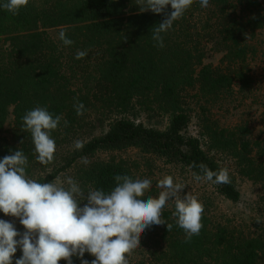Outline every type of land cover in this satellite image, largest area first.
I'll return each mask as SVG.
<instances>
[{"label":"trees","instance_id":"obj_1","mask_svg":"<svg viewBox=\"0 0 264 264\" xmlns=\"http://www.w3.org/2000/svg\"><path fill=\"white\" fill-rule=\"evenodd\" d=\"M139 8L136 0H29L17 14L0 10V158L22 150L28 157L26 174L44 183L101 151L136 149L192 174L200 172V163L213 171L224 168L209 157L208 152L215 151L234 161L237 174L264 188V163L255 160L264 155V145L251 141L245 126L224 128L203 117L201 135L207 150L201 140L187 135L189 100L213 103L229 96L234 85L239 92L251 88L248 62L255 55L252 40L264 28V0H210L207 8L193 0L172 29L162 34L163 48L154 46L152 30L165 17ZM61 28L73 45L59 41ZM206 44L223 54L218 66L203 64ZM78 49L87 50V55L76 59ZM77 102L85 105L81 116L73 107ZM37 106L62 115L52 131L54 158L46 165L36 159L31 133L22 127L26 111ZM133 106L166 115L168 126L161 131L125 118ZM200 110L205 112L202 106ZM9 113L13 122L9 136H4ZM95 130L101 132L84 141L82 149L58 154L72 136ZM193 162L197 167L191 166ZM229 174L230 183H211L225 200L238 203L235 176ZM116 175L135 178L124 161L109 160L88 164L78 179L88 189L107 192L115 186ZM174 211L172 203L162 212V219L172 224L170 230L166 223L159 230L162 264H260L264 259L262 235L214 223L205 211L199 235L185 242ZM0 218L19 223L2 212ZM21 254L18 249L12 264ZM85 258L95 257L85 253Z\"/></svg>","mask_w":264,"mask_h":264},{"label":"clouds","instance_id":"obj_2","mask_svg":"<svg viewBox=\"0 0 264 264\" xmlns=\"http://www.w3.org/2000/svg\"><path fill=\"white\" fill-rule=\"evenodd\" d=\"M193 0H136L139 11H151L165 18L152 30L154 46L163 48V33L172 29ZM210 0H199L202 8ZM29 0H0V10L17 14L27 6ZM171 11H168V6ZM58 39L63 46L74 41L61 28ZM87 50H77L76 59L84 58ZM76 114L85 112L82 102L74 103ZM62 115L51 113L46 106L27 110L22 117V127L31 133L36 159L48 164L54 158L56 142L52 131L60 125ZM65 126L67 121H64ZM83 142L76 140L74 148H83ZM83 162L88 163L84 158ZM28 157L18 149L0 158V212L19 219L24 231L14 223L0 218V264H12L14 254L22 253L15 264H74L73 257L80 264H128L126 254L140 244V234L152 225L167 224L162 219V210L173 202L176 225L183 229L185 242L199 235L203 227L201 219L204 206L191 191L181 194L186 184L175 181L172 175H165L157 181L161 189L157 196L145 194L152 184V177L135 178L116 175L115 186L110 191L89 188L85 192L79 182L71 176L62 184L55 181L41 183L26 174ZM197 167L195 162L191 165ZM200 172L193 173L196 181L214 184L230 183L227 167L213 171L207 165H198ZM66 185V186H65ZM86 201V203H83ZM85 253L95 257L85 258Z\"/></svg>","mask_w":264,"mask_h":264},{"label":"rangeland","instance_id":"obj_3","mask_svg":"<svg viewBox=\"0 0 264 264\" xmlns=\"http://www.w3.org/2000/svg\"><path fill=\"white\" fill-rule=\"evenodd\" d=\"M2 43H4V37L1 38ZM252 43L255 46V55L248 62L249 74L253 78L250 89L239 92V87L234 85L229 96H222L213 103H206L204 99L199 100L198 103L194 100H189L191 121L187 129V135L201 140L204 149L206 139L201 135V120L203 117L216 120L224 128L233 129L237 126H245L249 131L248 138L253 142H259L264 145V28L256 32ZM222 55V53L212 49L211 44H206L203 64L218 66ZM200 106L205 108V112H201ZM11 111L12 109L9 110L10 113ZM10 113L4 123V136H9L12 126L13 117ZM124 116L137 124L161 131L166 129L169 120L166 115H156L143 111L138 106L131 107ZM107 122L105 121L104 124L106 125ZM100 132V130L86 131L72 136L68 143L61 146L58 154H65L67 149L74 148L76 140L84 142L92 135H99ZM208 153L209 157L213 158L219 165L227 167L234 174L236 187L240 193L238 203H231L221 197L211 182L196 181L188 169L177 164L167 163L164 159L153 155L140 153L136 149L98 152L94 156L86 158L87 164L81 159L75 166L73 165L60 174L55 182L62 184L65 177L71 176L87 192L88 187L83 185L81 180L78 179L81 169L92 162L124 161L131 168L135 177L137 175L140 177L145 175L152 177V184L145 190L146 194L157 196L161 191L156 186L157 181L165 175H172L175 181L186 184L181 192L182 195L191 191L198 196L203 203L205 213L214 223L227 225L238 231H243V233H257L264 237V188L262 185L237 174L235 163L228 155L215 151H209ZM255 160L257 163H264V155L256 156ZM37 174L38 172L36 171L32 173L34 176ZM39 174H42V172L39 171ZM83 203H86V201H83ZM172 203L168 202L162 212L171 209ZM5 220L14 223L19 231H24L23 226L17 220L13 218H5ZM161 225L154 224L140 234L139 246L126 254L128 264H162L163 260L160 258V254L164 250V244L160 240L159 230L162 227ZM260 264H264V259H262Z\"/></svg>","mask_w":264,"mask_h":264}]
</instances>
